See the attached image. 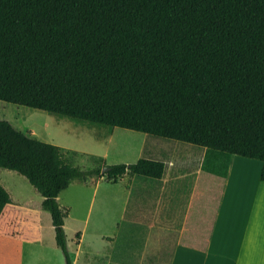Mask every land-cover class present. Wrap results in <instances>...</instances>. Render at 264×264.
I'll use <instances>...</instances> for the list:
<instances>
[{"label": "trees", "instance_id": "16d2710c", "mask_svg": "<svg viewBox=\"0 0 264 264\" xmlns=\"http://www.w3.org/2000/svg\"><path fill=\"white\" fill-rule=\"evenodd\" d=\"M0 101L206 149L202 173L219 179L234 156L258 160L264 182V0H0ZM76 153L0 120V167L43 197L66 264L73 180L166 171L101 157L84 171ZM10 204L0 182V217Z\"/></svg>", "mask_w": 264, "mask_h": 264}, {"label": "crops", "instance_id": "0c3cea01", "mask_svg": "<svg viewBox=\"0 0 264 264\" xmlns=\"http://www.w3.org/2000/svg\"><path fill=\"white\" fill-rule=\"evenodd\" d=\"M82 127L96 130L97 139L106 143L94 155L107 164L146 158L164 162L166 171L160 180L128 175L117 183L100 177L73 180L59 196L67 213L64 228L73 264H264V188L245 209L244 181L239 192L234 189L240 166L257 169L260 177L261 161L232 157L219 193V178L202 173L206 149L181 143L159 148L158 140L144 134L133 157H128L114 143L117 128ZM148 139L154 143L148 145ZM10 196L12 204L0 217V264H66L50 213ZM97 206L102 212H94ZM72 235L75 250L70 246ZM92 235L100 243L98 254L82 245Z\"/></svg>", "mask_w": 264, "mask_h": 264}, {"label": "rangeland", "instance_id": "374dc122", "mask_svg": "<svg viewBox=\"0 0 264 264\" xmlns=\"http://www.w3.org/2000/svg\"><path fill=\"white\" fill-rule=\"evenodd\" d=\"M0 120L10 122L16 129L25 133L31 132L34 137L43 142L59 146L65 150H69L72 152L82 150V153L77 152L76 154H73L71 156V161L75 167H78L84 171L95 167L96 164L93 157L96 156L94 155V153H100L106 147V143L97 139L98 137L96 135V130H93L91 127H87L86 129L82 127V125L85 124H77L76 122L69 119L57 118L40 110L29 109L26 107L12 105L0 101ZM117 130L119 131H117V137L114 143L116 142V146L120 151H122L124 156L133 157V153L137 151V143L140 145V142L144 140L142 137L144 136V134L119 128H117ZM153 139L158 140L155 143L159 148L170 147V144L167 143L179 144L178 142L170 140L159 138ZM148 140V145L154 143L151 139ZM240 168H242L241 172L249 169L248 174H245L243 176L242 173V176H240V174L238 173L235 176L236 186L234 187V189L238 192L240 182L244 181V195L242 196V204L243 208L245 209L249 208L250 205L252 206V200L255 199V194L258 195V191H260L261 188H264V182H262L260 180V177H258L257 169L255 170V168H253L255 170L254 172L251 168H244L241 166ZM218 180L220 182L218 183V192L222 193V180ZM0 182L10 193V195H12L16 200L23 202V200L26 199L27 201L31 202L30 205L33 206V209L42 208V205L39 203L40 194L30 185L25 177L19 175L14 171H10L8 169H3L0 167ZM247 191L248 197L246 196ZM263 193L264 190H261V194ZM256 199L258 200V196ZM211 209L213 210L212 207ZM94 212H102V210H98L97 206ZM104 212L114 211L106 210ZM71 223L72 226H70V228L74 230L75 222L73 223V221H71ZM94 230L95 228H91L90 231L93 232ZM82 245H84V247H87L89 245V247H91L92 254H98L97 252L101 251L99 240L95 235L88 237V242H84V244L82 243ZM70 246L75 250L76 243L74 235L71 236Z\"/></svg>", "mask_w": 264, "mask_h": 264}, {"label": "bare ground", "instance_id": "6f19581e", "mask_svg": "<svg viewBox=\"0 0 264 264\" xmlns=\"http://www.w3.org/2000/svg\"><path fill=\"white\" fill-rule=\"evenodd\" d=\"M262 220H263V219H262ZM261 222H262V221H261ZM263 224H264V222H263ZM261 226H262V227H264V225H262V224H261ZM262 229H263V228H262ZM262 229H261V230H262ZM260 233H262V234H263V232H262V231H261ZM260 237H261V236H260ZM263 240H264V238H263ZM257 241H258V240H257ZM254 243H255V242H254ZM258 244L260 245V243H258ZM262 246H263V245H262ZM260 247H261V246H260ZM258 248H259V247H258ZM263 248H264V247H263ZM253 249H256V248L253 246ZM256 250H257V249H256ZM256 250H255V251H256Z\"/></svg>", "mask_w": 264, "mask_h": 264}]
</instances>
